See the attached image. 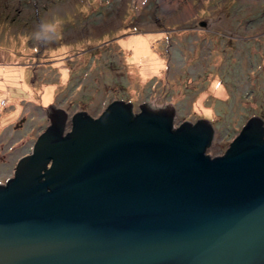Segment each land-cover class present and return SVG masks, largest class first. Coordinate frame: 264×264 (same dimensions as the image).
<instances>
[{
	"label": "water",
	"instance_id": "1",
	"mask_svg": "<svg viewBox=\"0 0 264 264\" xmlns=\"http://www.w3.org/2000/svg\"><path fill=\"white\" fill-rule=\"evenodd\" d=\"M46 113L0 183V264H264L260 117L212 157L210 120L170 103Z\"/></svg>",
	"mask_w": 264,
	"mask_h": 264
},
{
	"label": "rangeland",
	"instance_id": "2",
	"mask_svg": "<svg viewBox=\"0 0 264 264\" xmlns=\"http://www.w3.org/2000/svg\"><path fill=\"white\" fill-rule=\"evenodd\" d=\"M210 120L224 154L264 122V0H0V183L49 124V104L98 117L114 100Z\"/></svg>",
	"mask_w": 264,
	"mask_h": 264
},
{
	"label": "flooded vegetation",
	"instance_id": "3",
	"mask_svg": "<svg viewBox=\"0 0 264 264\" xmlns=\"http://www.w3.org/2000/svg\"><path fill=\"white\" fill-rule=\"evenodd\" d=\"M71 125V124H70Z\"/></svg>",
	"mask_w": 264,
	"mask_h": 264
}]
</instances>
